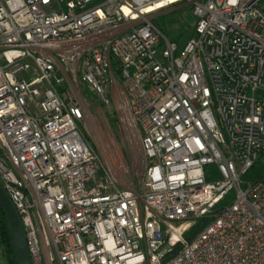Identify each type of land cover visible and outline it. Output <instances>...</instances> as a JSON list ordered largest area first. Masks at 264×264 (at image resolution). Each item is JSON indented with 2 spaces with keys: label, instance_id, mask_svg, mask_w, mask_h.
<instances>
[{
  "label": "built area",
  "instance_id": "built-area-1",
  "mask_svg": "<svg viewBox=\"0 0 264 264\" xmlns=\"http://www.w3.org/2000/svg\"><path fill=\"white\" fill-rule=\"evenodd\" d=\"M181 3L184 45L156 23ZM83 88L140 143L132 186ZM0 150L32 264H264V0H0Z\"/></svg>",
  "mask_w": 264,
  "mask_h": 264
},
{
  "label": "rangeland",
  "instance_id": "rangeland-1",
  "mask_svg": "<svg viewBox=\"0 0 264 264\" xmlns=\"http://www.w3.org/2000/svg\"><path fill=\"white\" fill-rule=\"evenodd\" d=\"M156 23L172 37H180L184 45L191 35L194 19L190 5L181 3L175 8L163 10L158 14ZM81 105L84 110L82 131L90 146L99 153L107 169L118 175L122 187L132 186L143 169L140 143L130 132L123 131L117 124L114 108L105 107L97 96L83 88ZM1 155V150H0ZM0 264H6L0 251Z\"/></svg>",
  "mask_w": 264,
  "mask_h": 264
},
{
  "label": "water",
  "instance_id": "water-1",
  "mask_svg": "<svg viewBox=\"0 0 264 264\" xmlns=\"http://www.w3.org/2000/svg\"><path fill=\"white\" fill-rule=\"evenodd\" d=\"M0 205L8 221L16 264H32L26 232L10 196L0 183Z\"/></svg>",
  "mask_w": 264,
  "mask_h": 264
},
{
  "label": "trees",
  "instance_id": "trees-1",
  "mask_svg": "<svg viewBox=\"0 0 264 264\" xmlns=\"http://www.w3.org/2000/svg\"><path fill=\"white\" fill-rule=\"evenodd\" d=\"M264 177V163L259 161L254 165L250 172L245 176L247 182H256ZM209 219L199 220L190 233L187 235L188 240H192L207 224ZM180 249L179 247L177 250ZM0 251L6 264H16V258L11 239L10 229L5 213L0 205Z\"/></svg>",
  "mask_w": 264,
  "mask_h": 264
},
{
  "label": "bare ground",
  "instance_id": "bare-ground-1",
  "mask_svg": "<svg viewBox=\"0 0 264 264\" xmlns=\"http://www.w3.org/2000/svg\"><path fill=\"white\" fill-rule=\"evenodd\" d=\"M164 6H165V4L163 2H160L155 9H149L147 12H149V13L153 12L154 10L163 8Z\"/></svg>",
  "mask_w": 264,
  "mask_h": 264
}]
</instances>
